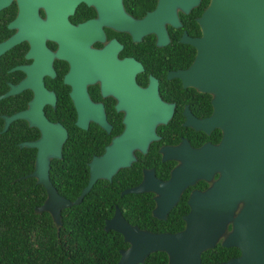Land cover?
<instances>
[{"label": "flooded vegetation", "instance_id": "obj_1", "mask_svg": "<svg viewBox=\"0 0 264 264\" xmlns=\"http://www.w3.org/2000/svg\"><path fill=\"white\" fill-rule=\"evenodd\" d=\"M208 2L0 0V139L17 149L30 147L19 142L40 134L31 122L35 100L43 116L64 126V141L70 140L72 151L88 156L87 172L92 156L108 154L116 169L110 178H99L121 185L119 194L152 202L154 218H167L184 196L183 219L190 191L209 186L218 168L198 169L165 217L152 213L155 190H121L144 174L167 179L182 155L188 159L186 169L195 172L192 149L221 141L222 126L210 118L213 93L184 82L181 75L194 58L190 39L203 31L200 17ZM60 39H77L78 67L71 68ZM80 42L87 50L79 48ZM40 88L43 92L35 96ZM11 114L3 128L4 115ZM24 149L18 150L26 154ZM118 201L128 199L114 200L113 211ZM241 204L239 200L233 214ZM230 228L229 220L213 244L227 253L220 264L240 253L236 245L221 243Z\"/></svg>", "mask_w": 264, "mask_h": 264}, {"label": "water", "instance_id": "obj_2", "mask_svg": "<svg viewBox=\"0 0 264 264\" xmlns=\"http://www.w3.org/2000/svg\"><path fill=\"white\" fill-rule=\"evenodd\" d=\"M200 19L203 31L190 39L196 47L194 58L181 75L184 82L213 93L210 118L222 126L221 141L192 149L195 172L186 169L188 159L182 155V163L167 179L144 174L137 184L121 192L155 190L152 213L165 217L198 169L210 165L209 170L218 168L220 173L205 189L190 191V208L178 230L139 227L115 206L103 227L118 230L128 244L119 248L113 264H136L155 249L166 252V264H199L201 251L215 243L229 220L231 228L221 243L236 245L240 253L220 262L264 264V0H209ZM60 40L71 68L78 67L82 59L76 53L77 39ZM81 43L79 48L87 50ZM42 92L36 89L35 96ZM30 109L31 122L39 127L40 134L19 142L35 147L33 167L26 174L45 188V197L35 209H46L59 224L61 208L78 202L97 178H110L117 163L109 164L108 154L92 156L79 193L72 199L59 193L50 179L49 165L51 157L61 155L66 130L43 116L35 100ZM12 117L4 115L3 128ZM239 200L242 204L233 214Z\"/></svg>", "mask_w": 264, "mask_h": 264}, {"label": "trees", "instance_id": "obj_3", "mask_svg": "<svg viewBox=\"0 0 264 264\" xmlns=\"http://www.w3.org/2000/svg\"><path fill=\"white\" fill-rule=\"evenodd\" d=\"M14 147L0 139V264H113L119 248L128 244L118 230L103 227L118 199H128L116 203L130 222L152 230H174L183 225L184 196L167 218H154L152 202L132 199L131 193L119 194L121 185L103 178H97L78 202L62 207L56 224L46 209H35L45 197V188L26 174L33 167L34 147L18 148H25L26 154ZM87 157L73 152L67 139L62 157L50 158L49 176L59 193L70 199L79 193L87 180ZM226 255L216 244L201 251L199 264H220ZM166 261V252L155 249L136 264Z\"/></svg>", "mask_w": 264, "mask_h": 264}]
</instances>
